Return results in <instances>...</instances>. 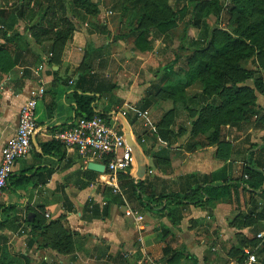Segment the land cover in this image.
Segmentation results:
<instances>
[{
  "label": "trees",
  "instance_id": "16d2710c",
  "mask_svg": "<svg viewBox=\"0 0 264 264\" xmlns=\"http://www.w3.org/2000/svg\"><path fill=\"white\" fill-rule=\"evenodd\" d=\"M182 2L185 4H181ZM188 2H194L193 7H188ZM67 12L81 24H86L88 31L109 34L107 24L91 20L98 14L97 4L91 0H17L8 10H0V82L4 74L22 63V54L30 53L29 43L18 32L16 25L24 23V31L30 39L42 46L45 52H52V59H57L76 30V25ZM222 16L227 20L220 27L219 20ZM210 17L215 18V25L208 28L207 20ZM118 20L123 32L114 36V39H131L132 50L139 53L151 51L155 40L168 47L169 42L175 38L173 31L183 23L181 35L177 37L179 45L175 54L177 59L178 52L187 51L184 65L177 70L174 69V62L166 65L161 78L163 86L157 89V93L170 99L174 107L163 115L150 135L155 139L158 137L169 147L170 143L165 136L169 133L176 136L170 126L174 113L182 108L189 112L192 119L191 137H203L201 145H215L218 158H230L235 151L233 145L224 138L223 130L241 127L257 115L254 90L264 92V0H173L171 5L169 0H121ZM190 28L203 30L204 37L195 39L187 36ZM94 52L90 50L86 55L78 78L74 80L76 119L93 116L107 119L109 116L105 111H94L92 106L96 95L109 100L110 91L115 86L98 73L90 74V61ZM47 63L50 64L51 60ZM248 63L254 68H247ZM29 76V69L24 68L20 79ZM249 81H252L254 89L247 86ZM193 84L198 85L199 91L188 97L186 89ZM78 91L80 94H77ZM136 105L139 111H144L153 105V100L143 97ZM146 135L147 133L144 137ZM137 144H140L139 140ZM38 145L41 149L38 157L55 154L57 157H64L65 147L53 138ZM168 160L165 148L153 154L155 166L167 165ZM143 162L146 165L144 160ZM138 168V164L134 162L127 171L118 175L122 193L133 197L142 208L166 216L174 227L184 217L185 210L190 205L201 207L211 214L218 201L229 204L238 201L241 189L248 196L245 203L250 209L237 211L235 222L231 225L238 231L249 228V234L244 238L240 237L238 244L229 248L228 254L235 263L243 264L247 257L243 246H247L254 248L256 252L253 264H264V236L256 238L258 222L264 220V203L258 206L256 201L258 197L264 202V171L253 167L247 155L244 156V163L237 177L230 174V164L210 174H186L177 178L176 187L167 194L156 189L155 179L150 180L146 171L138 175ZM40 169L37 166L29 178L23 173H12L7 187L12 189L15 186H25L31 178L44 183ZM86 173L97 175L87 169ZM48 176L49 170L46 177ZM62 207L66 211L74 210L68 200H62ZM35 208H23L11 203L0 205V228L16 232L27 226V249L33 245L38 235L47 240L45 247L58 253H69L72 249L71 234L59 220L46 223L42 217V206L36 205ZM24 210L31 212L32 218L24 219ZM81 212L85 221L102 219L108 215V205L100 206L90 202ZM159 227L162 240L168 236L173 237L165 226ZM164 251L165 248L155 245L146 252L157 262L164 264H180L190 257L184 247L170 250L167 254ZM0 264L31 262L25 254H11L3 248L0 251Z\"/></svg>",
  "mask_w": 264,
  "mask_h": 264
},
{
  "label": "crops",
  "instance_id": "0c3cea01",
  "mask_svg": "<svg viewBox=\"0 0 264 264\" xmlns=\"http://www.w3.org/2000/svg\"><path fill=\"white\" fill-rule=\"evenodd\" d=\"M83 25L76 28V32L65 43L57 59H52V52H45L43 47L34 43L25 31H18L27 39L30 53L22 54V63L15 66L9 73L4 74L0 82V149L15 132L18 111L26 99L28 89L36 85L39 80L43 81L46 89L36 106L34 119L39 130L34 134V143L31 139L30 153L27 157L15 162L12 172L23 173L29 178L38 166L41 167L39 170L42 174L41 179L45 182L41 183L35 178H31L25 186H15L12 189L7 187L0 199V205L11 203L23 208L25 206L29 208H35L36 205L42 206V217L46 223L51 220H59L63 228L71 234L72 249L66 254L58 253L45 247L47 240L38 235L35 237L33 245L27 249L25 241L26 231L29 228L23 226L16 232H12L8 228H0V251L6 248L11 254H25L31 264H138L137 262L144 252L147 253L149 248L162 241L159 227L162 225L169 229L175 238H180V245L185 247L186 253L190 256L189 259L183 260L182 264L223 263L219 254L209 253L207 247L212 240H215L218 250L222 252L220 245L229 237V232H239L234 227L229 228L227 222L235 211V205L240 204V200L241 207L237 211L250 209L249 205L245 203L248 196H245L241 189L238 193V201L236 200L232 204L218 201L211 214L201 207L190 205L185 210L184 217L174 227L166 216L157 215L142 208L139 204L137 208H129L126 201L127 196L123 193L118 195L121 199L120 202L103 199L92 180L103 175L101 173L87 174L88 163H84L75 150L65 148L64 157H57L56 154L38 157V154L41 153L38 144L47 142L55 133L68 129L76 119V106L73 98L74 80L78 78V72L90 50L95 51L90 61V74L98 73L105 81L115 84L110 91L109 100L96 95V99L92 103L93 110L105 111L110 115L126 109L125 126L129 131L128 135L135 144L140 140L137 139L138 137L144 142L143 136L153 129L154 125L151 122V117L148 116V108L146 109L147 118L139 119L136 115V112L139 111L136 104L141 99L143 86L130 85L127 87L124 85L122 79H125L124 72H127L126 64L123 63L122 69H119L122 62H129L128 59L131 62L130 58L134 55L135 58L140 59L142 53L134 52L132 48L125 50L118 47L125 45L127 39L106 38L104 44L98 45L95 42L101 36L109 34H99L94 30L90 32L88 26ZM107 28L111 35H114L112 26L108 24ZM48 54H51V57L47 58ZM44 59H46L45 68L39 72V76H36L34 71ZM50 60L51 63H47ZM248 64L247 68H254L251 63ZM24 68L29 69L30 76L21 80L20 76ZM109 71H112L111 74ZM108 75L112 76V80L106 78ZM70 80H73L72 84L69 83ZM246 84L254 89L252 81ZM77 94H80V91ZM254 94L258 114L241 127L226 128L230 137L222 132L235 151L230 158H218L215 145L203 146L200 144L204 140L203 137L195 139L191 137L190 122L192 119L189 118L190 122L184 128L185 134L187 133V141L189 140L185 159L180 162L172 160L170 164L161 166V171L155 179L156 189L167 194L176 187L175 183L178 182L179 176L210 174L227 167L228 164H230V174L237 177L240 174L245 155L253 167L262 168L261 170L264 171V92L254 90ZM184 111L188 114L187 110ZM176 116L177 114L174 113L170 126V130L174 134H177L179 127L183 129V126L175 123ZM134 119L140 120L139 125L135 123ZM142 120H146L145 126ZM196 142L198 143L194 144ZM136 146L138 147V144ZM156 146H158L157 150L165 148L170 151L169 147H166L158 137H156ZM172 147L171 151L173 150L174 154L176 153L174 151H180L179 149L174 150ZM142 153L143 151L140 150L139 154ZM145 162L148 165V162ZM47 170H49L48 177H46ZM149 178L150 180L154 179L153 176H149ZM257 198L258 206H262L261 204L264 202L261 199L258 201ZM62 200H68L74 210H64ZM90 202L98 203L100 206L107 204V217L92 221L83 220L81 210ZM35 210L39 212L38 209L35 208ZM128 210L142 216V220L136 221L134 215H127L126 211ZM32 216L31 212L24 210V219L29 220ZM200 218L214 221L213 229L216 230V236L212 237L211 234L209 236L207 234V237L203 238L204 233L200 236V232L190 228L191 223L189 222L194 223ZM263 223L264 220L258 222V233L264 231V227L261 226ZM204 227L206 230H210L209 226L204 225ZM24 228L26 230L22 233ZM242 232L246 236L247 232L249 234V228H244ZM40 245L43 246L40 247ZM235 245V240L230 238V247ZM211 249L215 250L213 247ZM232 261H229L228 264L235 263Z\"/></svg>",
  "mask_w": 264,
  "mask_h": 264
},
{
  "label": "rangeland",
  "instance_id": "374dc122",
  "mask_svg": "<svg viewBox=\"0 0 264 264\" xmlns=\"http://www.w3.org/2000/svg\"><path fill=\"white\" fill-rule=\"evenodd\" d=\"M17 2V0H0V10H8V8L10 6H12L13 4H15ZM91 2L97 4V8H98V14L96 16L95 19H91V20H95L99 23H105V24H109L110 26H112V30L114 35H111V33L109 32L108 36H101V38H99L98 41H96L95 43H97L98 45H102L105 43V39L108 38L110 39L111 37H114L116 35H120L123 31H122V27H121V22H119L118 17H119V13H120V5H121V0H91ZM170 5L173 4V0H169ZM12 4V5H11ZM181 4H185L184 2H182ZM194 2H188L187 6L188 7H193ZM67 15L69 18H71L74 21V24L76 25V28H80V26H82L83 24H81L77 18H72L69 12H67ZM227 19H225V17L222 16V18H220L219 20V25L220 27H223V25L225 24ZM182 22L179 24V26L173 31V35H174V39L172 42H169L168 47H164L162 45L161 41L155 40L153 42V49L151 51L148 52H143L142 56L140 57V59L135 58V55L132 56L131 62L128 59L129 62H122L121 65L119 66V69H122V65L123 63H125V70L127 72H124L125 79H122V81L124 82V85H127V87H129L130 85H134V86H143L141 89V98H147V99H152L153 100V105L148 108L149 109V118L151 117V122L154 126H152V131H155L154 128L156 129V126L161 122V119L163 118V115L166 114L171 108L174 107L172 101L170 99L164 98L163 94L161 93H157V89L160 88L161 86H163V79L161 80V78H163V68L168 65L171 62H174V69L177 70V68L181 67L184 65V60H185V56L187 51H180L178 52L179 56L176 59V54H175V50L179 45V42L177 40V37L179 35H181V28H182ZM85 25V24H84ZM83 25V26H84ZM215 25V18L214 17H210L207 20V26L208 28H211L212 26ZM24 23H19L18 25H16V29L20 32V31H24ZM77 30V29H76ZM75 30V32H76ZM74 32V33H75ZM73 33V34H74ZM187 36H192L195 39L204 37L203 34V30H197V29H192L190 28L187 31ZM205 37H207L205 35ZM110 45V44H109ZM188 45V44H186ZM118 47L120 48H124L126 49H131L132 48V41L131 39H127L125 45H119ZM110 48V46H109ZM129 56H131V54H129ZM249 65V64H247ZM118 70V69H117ZM112 72V71H111ZM111 72L109 71V74H111ZM175 74V73H174ZM108 80H112V76L108 75L106 77ZM198 90V86L193 85L192 87L188 88L187 91V96L190 97L193 94H195ZM149 91V92H147ZM138 109V108H137ZM126 110V109H125ZM175 114H177L176 118V122L178 125L183 126V129L181 127H179L177 129V134L176 136H172L169 134H166V138L167 141L170 143L169 146V150L168 151V156H169V160H168V164L171 163L172 160L175 161H183L185 159V153L187 151V146L189 144V140L187 141V133L185 134L184 132V128L187 127V123L190 122L189 118V112L188 114L184 111V109L179 108L176 110ZM146 116V118L148 117ZM135 120V123H139L140 120ZM154 120V121H153ZM143 122H146V120H142ZM141 121V122H142ZM144 124V123H143ZM139 125V124H138ZM149 135L147 133L146 137L143 136L144 138V142L141 141V138L139 140L140 144L138 145V149L139 151L142 150L144 155L142 154H134L136 161L137 159L139 160L141 157H144V160L148 162V165L146 163V174L148 176H153L154 179H157V176L159 174V172L161 171V166L164 167L166 166V164L163 165H159V166H155L154 165V161H153V154H155V152H157V148L158 146H156V139L153 137V135L151 134ZM224 134L226 135H230L229 131L225 128L223 130ZM223 134V135H224ZM233 134V133H232ZM224 135V137H225ZM230 137V136H229ZM192 140V139H191ZM180 144V145H178ZM177 145L179 146L177 148ZM173 146V147H172ZM171 147L174 148V150H180V151H174L176 152L175 154L173 153V150L171 151ZM148 159V160H147ZM91 180V179H89ZM96 185L97 191L101 193V197H103V199L106 200H111V201H115V202H120V196L110 192L109 189L105 188L104 186V178L103 176H98L97 178L92 179ZM127 196V204L129 208H137L138 203L137 201L133 198L130 197L128 195ZM258 201L259 198H257ZM61 202V200H60ZM262 205V204H261ZM241 207V200H240V204H236L235 205V211H233L234 213L231 214V217L229 219V221L227 222V226L229 228H232L233 226L231 225L232 222H235V215L237 213V210ZM189 223H191L190 228L196 230V232H200V236L207 237L211 234L212 237H214V235L216 236V230L214 231V221L213 220H209V219H205V218H200L199 220H197L196 222L192 223V221H190ZM204 225H207L210 227V230H213L210 232V230H206V228L204 227ZM262 227H264V223L261 225ZM22 233L25 232L24 230L21 231ZM206 234V235H205ZM229 237L226 239V241L221 243V247L220 249H222V252H220L218 250V245H216V241L212 240L211 243L208 245L207 247V251L209 253H216L219 254V258L223 261V263L218 262L217 264H228L229 261H232L233 259L230 257V255L228 254V250L230 248V238H232L233 240H235L236 244H238L239 242V238H244V234L241 231L239 232H235L233 231V233L229 232ZM248 236V232L247 235ZM180 238H175L173 237H167L165 240H162L160 242L156 243V246H160L162 248H165L164 253L167 254L170 250H177L179 248H182L184 246L180 245L179 243ZM203 240V239H201ZM200 240V241H201ZM219 243V242H218ZM213 247V249L215 248V250H212L211 248ZM185 248V247H184ZM244 251H249L251 250L253 252V254L256 256V252L254 251V248H249L247 246H243ZM186 252V250H185ZM251 252V253H252ZM155 259V258H154ZM186 260V259H185ZM256 260V258H255ZM156 261V259H155ZM234 261V260H233ZM232 261V262H233ZM183 260L181 261L180 264H182ZM232 264H237V263H232Z\"/></svg>",
  "mask_w": 264,
  "mask_h": 264
},
{
  "label": "built area",
  "instance_id": "2783aa9c",
  "mask_svg": "<svg viewBox=\"0 0 264 264\" xmlns=\"http://www.w3.org/2000/svg\"><path fill=\"white\" fill-rule=\"evenodd\" d=\"M2 29V26H0ZM51 54H48L49 58ZM46 58V59H47ZM40 63L34 74L45 68V60ZM70 84L73 80L69 81ZM46 89L43 81L29 88L24 102L18 111L17 125L15 132L10 136L0 149V199L7 182L13 172L17 160L27 157L31 150V138L39 130L35 122V110L38 101L45 94ZM126 110L119 113H111L107 119L98 116L91 118L79 117L68 129L55 133L52 138L61 143L66 149L75 150L77 155L84 160V163L94 162L104 166L101 173L104 178V185L110 188L111 192L121 195L118 175L127 171L136 162L133 150L126 143L129 133L125 126ZM137 117L144 119L147 111H137ZM147 122H144V126ZM143 142V140H141ZM246 178V176H245ZM127 215H134L136 221L142 220V216L126 211ZM47 216V214H46ZM264 236V231L257 233L256 238ZM247 255L243 264H253L255 255L244 251ZM138 264H164L155 261L149 254L143 253L137 262Z\"/></svg>",
  "mask_w": 264,
  "mask_h": 264
},
{
  "label": "water",
  "instance_id": "95a60500",
  "mask_svg": "<svg viewBox=\"0 0 264 264\" xmlns=\"http://www.w3.org/2000/svg\"><path fill=\"white\" fill-rule=\"evenodd\" d=\"M32 142L34 143V135L32 136ZM126 143L128 144V146H130L133 150V152L136 154H139V149L138 147L136 146V144L133 142L132 138L130 137V135H127L126 137ZM136 163L138 164V175L145 172L146 170V165L144 164L143 160H142V157L137 161ZM87 169L90 170V171H93V172H96V173H103L104 172V166L102 164H97V163H94V162H89L87 164Z\"/></svg>",
  "mask_w": 264,
  "mask_h": 264
}]
</instances>
